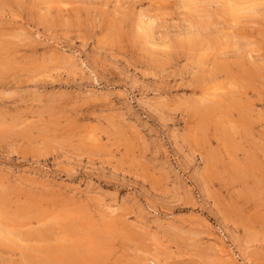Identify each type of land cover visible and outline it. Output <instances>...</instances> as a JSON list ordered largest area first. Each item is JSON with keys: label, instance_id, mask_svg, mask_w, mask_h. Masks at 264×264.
Masks as SVG:
<instances>
[{"label": "rangeland", "instance_id": "1", "mask_svg": "<svg viewBox=\"0 0 264 264\" xmlns=\"http://www.w3.org/2000/svg\"><path fill=\"white\" fill-rule=\"evenodd\" d=\"M263 194L264 0H0V264H264Z\"/></svg>", "mask_w": 264, "mask_h": 264}, {"label": "bare ground", "instance_id": "2", "mask_svg": "<svg viewBox=\"0 0 264 264\" xmlns=\"http://www.w3.org/2000/svg\"><path fill=\"white\" fill-rule=\"evenodd\" d=\"M153 26H154V25H153ZM151 29H152V28H151ZM180 42H181V41H180ZM226 70H227V69H226ZM202 101H203V100H202ZM235 104H236V103H235ZM206 105H207V104H206ZM196 107H197V106L195 105V108H196ZM195 108H194V109H195ZM259 183H260V182H259ZM263 195H264V194H263Z\"/></svg>", "mask_w": 264, "mask_h": 264}]
</instances>
